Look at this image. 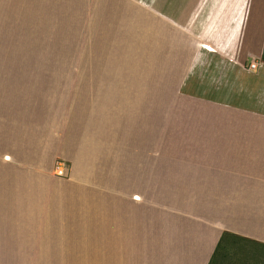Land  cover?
Wrapping results in <instances>:
<instances>
[{
  "label": "crops",
  "instance_id": "crops-1",
  "mask_svg": "<svg viewBox=\"0 0 264 264\" xmlns=\"http://www.w3.org/2000/svg\"><path fill=\"white\" fill-rule=\"evenodd\" d=\"M69 2L0 0V264H210L224 233L264 244V0L110 1L99 67L33 68ZM59 160L71 184L42 177Z\"/></svg>",
  "mask_w": 264,
  "mask_h": 264
},
{
  "label": "rangeland",
  "instance_id": "rangeland-1",
  "mask_svg": "<svg viewBox=\"0 0 264 264\" xmlns=\"http://www.w3.org/2000/svg\"><path fill=\"white\" fill-rule=\"evenodd\" d=\"M69 1V33L65 37L66 40L53 41L52 56H38L33 68H95L107 58L110 48H114L113 43L109 46L103 43L108 39L115 40L114 36L110 38L115 33L108 32L110 25L106 22L108 18L117 16L111 12L110 1L114 0H97L95 8L93 0ZM117 2V10L119 11L120 8L122 12L126 3L153 9H156L154 6L157 4V0H136V3H132L131 0H117ZM98 17L107 20L96 21ZM48 48H51V43H48ZM69 171L66 162L59 160L55 162L50 174L41 176L53 180L55 185L56 182L68 185L71 184ZM55 185H53L54 190H58ZM89 187L93 188V186ZM53 193L54 197H58L56 192ZM54 218L60 219L59 216ZM64 223L69 222L66 220ZM225 249L226 253L216 252L214 264H264V247L261 245L229 240Z\"/></svg>",
  "mask_w": 264,
  "mask_h": 264
},
{
  "label": "trees",
  "instance_id": "trees-1",
  "mask_svg": "<svg viewBox=\"0 0 264 264\" xmlns=\"http://www.w3.org/2000/svg\"><path fill=\"white\" fill-rule=\"evenodd\" d=\"M229 240H237V241H242V242L248 243V244L252 243V244H256V245H261V247H264V244H259V243L252 242V241L245 239V238H240V237H237L234 235L224 233V234H222V236H221V238L217 244L214 255L216 254L217 251L226 253L225 247H226V244L228 243ZM214 255L210 261V264H214V262L216 260Z\"/></svg>",
  "mask_w": 264,
  "mask_h": 264
},
{
  "label": "built area",
  "instance_id": "built-area-1",
  "mask_svg": "<svg viewBox=\"0 0 264 264\" xmlns=\"http://www.w3.org/2000/svg\"><path fill=\"white\" fill-rule=\"evenodd\" d=\"M205 48H206L207 50H210V48H208L207 46H205ZM248 67L251 68V69H254V68L256 67V65H255L254 63H251V64H249Z\"/></svg>",
  "mask_w": 264,
  "mask_h": 264
}]
</instances>
